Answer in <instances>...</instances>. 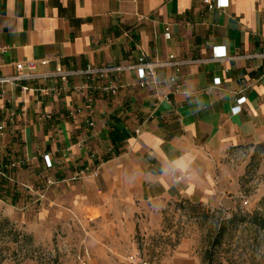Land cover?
<instances>
[{
	"label": "crops",
	"instance_id": "1",
	"mask_svg": "<svg viewBox=\"0 0 264 264\" xmlns=\"http://www.w3.org/2000/svg\"><path fill=\"white\" fill-rule=\"evenodd\" d=\"M212 2L224 9L209 10ZM216 51L227 57L212 59ZM171 53L202 61L183 67L170 102L169 86L141 89L133 72L117 95L96 92L92 102L75 88L82 77L0 86V199L16 204L35 188L42 203L65 195L78 216H103L118 198L127 212L111 218L131 221L133 232L143 208L158 223L161 202L218 201L220 158L264 142V0H0V76L27 60H47L37 68L46 72ZM15 160L26 163L12 168ZM171 264L195 261L177 255Z\"/></svg>",
	"mask_w": 264,
	"mask_h": 264
},
{
	"label": "rangeland",
	"instance_id": "2",
	"mask_svg": "<svg viewBox=\"0 0 264 264\" xmlns=\"http://www.w3.org/2000/svg\"><path fill=\"white\" fill-rule=\"evenodd\" d=\"M219 163L218 201L161 202L158 223L143 208L133 232L131 221L111 218L127 212L118 198L103 216L98 210L78 216L63 193L61 205L42 203L35 188L21 190L25 200L16 204L0 199V264H171L177 255L195 264H264V142L231 148ZM230 219L208 260L216 228Z\"/></svg>",
	"mask_w": 264,
	"mask_h": 264
},
{
	"label": "built area",
	"instance_id": "3",
	"mask_svg": "<svg viewBox=\"0 0 264 264\" xmlns=\"http://www.w3.org/2000/svg\"><path fill=\"white\" fill-rule=\"evenodd\" d=\"M209 10L219 9L224 7L218 3L212 2L208 4ZM164 38H171V31L169 27L165 28ZM226 53H220L218 51L212 54V59L225 58ZM202 60L179 58L177 55L171 53L166 58L159 57L146 59L144 55L138 57L135 61H130L117 65H87L85 68L68 70L62 66H57L53 71H37L38 66H44L48 63L47 60H27L16 63V73L11 76H0V86L9 83H17L24 80H60L63 83H67L70 77H82L85 82L81 86L75 88L79 91L90 90L88 94V101L92 102L95 99L94 94L96 92L105 93L112 96L118 94L122 87L120 83L121 77L128 72L135 73V85L141 89L157 88L162 86H169L170 92L162 96V100L170 102V94L179 91L180 80L183 77V67L186 65L196 64ZM160 68H171L173 74L169 77L160 80L157 78L156 72ZM26 86L21 87L22 93L28 91ZM241 101V100H240ZM241 104V103H240ZM238 105V109L240 108ZM4 128L0 125V130ZM26 160H15L10 163V166L16 167L18 165H24ZM86 174L84 171H80L75 177H84ZM51 183V181H47Z\"/></svg>",
	"mask_w": 264,
	"mask_h": 264
},
{
	"label": "trees",
	"instance_id": "4",
	"mask_svg": "<svg viewBox=\"0 0 264 264\" xmlns=\"http://www.w3.org/2000/svg\"><path fill=\"white\" fill-rule=\"evenodd\" d=\"M190 206L192 207V209H195L196 207L201 206V204H198V205L190 204ZM232 221L233 220H231V219L230 220H226L224 223L219 224L218 227L216 228L214 237L212 239L211 247H210L211 249L208 250V252H207L208 253V260H211V258H212V255H213V251L212 250L215 249L216 246L221 244V240H222V238L224 237V235H225V233L227 231L226 223L232 222ZM258 224H261V223H258Z\"/></svg>",
	"mask_w": 264,
	"mask_h": 264
}]
</instances>
